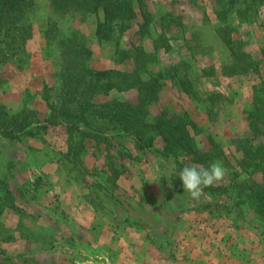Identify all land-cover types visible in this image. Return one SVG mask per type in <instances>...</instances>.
I'll list each match as a JSON object with an SVG mask.
<instances>
[{
    "label": "rangeland",
    "instance_id": "obj_1",
    "mask_svg": "<svg viewBox=\"0 0 264 264\" xmlns=\"http://www.w3.org/2000/svg\"><path fill=\"white\" fill-rule=\"evenodd\" d=\"M225 2L135 1L128 30L102 35L103 13L33 1L27 54L0 64V106L33 121L0 143V254L36 253L37 264H264V0ZM66 40L91 50L94 71L127 75L122 90L93 97L83 134L71 127L85 96L70 104L62 88ZM117 102L142 111L130 118L156 136L154 147L105 116ZM162 117L195 123L207 167L227 169L215 192L182 194L190 207L171 215L161 211V180L182 169L163 154ZM146 199L142 211L162 207L152 215L159 238L140 212L127 219L128 204ZM45 235L59 249L43 258Z\"/></svg>",
    "mask_w": 264,
    "mask_h": 264
},
{
    "label": "trees",
    "instance_id": "obj_2",
    "mask_svg": "<svg viewBox=\"0 0 264 264\" xmlns=\"http://www.w3.org/2000/svg\"><path fill=\"white\" fill-rule=\"evenodd\" d=\"M34 0H0V64L6 63L11 57H19L18 62L22 60V56L27 54V42L31 39L33 27L28 22V14L32 9ZM139 3L144 0H53L54 7L59 14L68 13H103L104 19L99 23V33L103 35L106 28L111 29L121 25V30L124 32L128 30L127 21H130L134 15V3ZM219 4L224 5L225 0H217ZM233 1V0H230ZM2 43V44H1ZM62 47L64 49L63 55L65 57V71L63 74V93L67 98V102L73 104L77 102L76 96H85V104L81 105V113H75L76 122L73 123L72 130L83 131L79 125L82 118V113L89 110V106L93 103V97H97L104 92L109 93L112 90H122L124 84L127 82V75L116 71H94L88 65L92 58L91 50L85 45L71 40L63 41ZM47 102L50 104V97H47ZM54 108L53 104L49 105ZM139 110L134 107H126L125 103L117 102L114 109L108 111L106 117H110L115 124H121L125 132L132 134L137 142L145 147L152 148L155 144V135H149L148 131L140 129L136 125L133 126L132 116L130 114H137ZM142 113L140 110L139 113ZM131 117V118H130ZM49 117L48 120H50ZM180 120V119H179ZM164 117L161 118L160 133L165 142L163 154L166 157H174L177 160L179 170L188 165H197L207 167L210 159V154L207 151H201L197 147L194 136L191 133V128L199 133L198 126L192 121H185L180 124L167 123ZM112 123V124H113ZM33 121L26 115L20 118L19 115H11L5 112L4 106H0V143L3 139L10 142L21 138L22 133L30 128ZM90 125V123H89ZM159 128V127H158ZM251 128L254 129L251 125ZM99 138L101 137L102 129L97 128ZM101 133V134H100ZM264 150V145L259 147ZM250 153V151H246ZM162 187H167L166 193L168 199L163 204L151 207L149 210L142 211L143 207H147L146 202L140 205L133 206L128 204V217L131 213L140 212L142 220L150 227L151 237L159 238L156 234L157 224L162 220H157L153 224L154 219L152 215H156L157 211H167L168 215L174 214L177 210H185L190 207V201L185 203L180 200V196L186 193L182 181L179 180L178 175L174 174L173 178L168 181L166 177L161 180ZM173 187V188H172ZM214 186L206 188L204 192H215ZM151 203V202H150ZM115 208H118L116 206ZM168 209V210H167ZM161 221V222H160ZM159 222V223H158ZM76 228H74L75 230ZM43 242H39V254L46 257L58 250V244L50 235H45ZM35 239V238H34ZM0 257V264H37L39 261L35 258L34 253H23L20 255H11L7 251H2ZM41 264V262H40ZM43 264V263H42ZM73 264V263H70Z\"/></svg>",
    "mask_w": 264,
    "mask_h": 264
},
{
    "label": "clouds",
    "instance_id": "obj_3",
    "mask_svg": "<svg viewBox=\"0 0 264 264\" xmlns=\"http://www.w3.org/2000/svg\"><path fill=\"white\" fill-rule=\"evenodd\" d=\"M227 174V169L221 161H214L208 167L188 165L179 172L186 194L193 200H199L206 188L221 182Z\"/></svg>",
    "mask_w": 264,
    "mask_h": 264
},
{
    "label": "crops",
    "instance_id": "obj_4",
    "mask_svg": "<svg viewBox=\"0 0 264 264\" xmlns=\"http://www.w3.org/2000/svg\"><path fill=\"white\" fill-rule=\"evenodd\" d=\"M77 226V225H76ZM77 228H78V226H77ZM81 228V227H80Z\"/></svg>",
    "mask_w": 264,
    "mask_h": 264
}]
</instances>
